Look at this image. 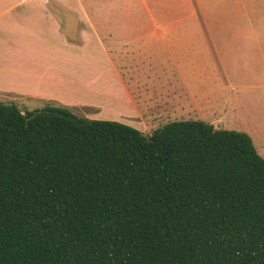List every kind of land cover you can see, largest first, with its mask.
Here are the masks:
<instances>
[{
  "label": "trees",
  "instance_id": "16d2710c",
  "mask_svg": "<svg viewBox=\"0 0 264 264\" xmlns=\"http://www.w3.org/2000/svg\"><path fill=\"white\" fill-rule=\"evenodd\" d=\"M0 264H264V159L199 120L0 101Z\"/></svg>",
  "mask_w": 264,
  "mask_h": 264
},
{
  "label": "crops",
  "instance_id": "0c3cea01",
  "mask_svg": "<svg viewBox=\"0 0 264 264\" xmlns=\"http://www.w3.org/2000/svg\"><path fill=\"white\" fill-rule=\"evenodd\" d=\"M235 1L0 0V97L56 102L146 134L179 106L163 75L187 51L192 67L216 59L227 78L264 66V28L244 29L248 10ZM54 5L75 24L65 28Z\"/></svg>",
  "mask_w": 264,
  "mask_h": 264
},
{
  "label": "rangeland",
  "instance_id": "374dc122",
  "mask_svg": "<svg viewBox=\"0 0 264 264\" xmlns=\"http://www.w3.org/2000/svg\"><path fill=\"white\" fill-rule=\"evenodd\" d=\"M85 1L89 3L100 0ZM226 3L231 5L236 1L226 0ZM242 3L248 10L247 18L240 19L243 28L260 32L264 28V0H243ZM52 8L65 28L75 24V19L64 8L55 5ZM258 39H261L259 34ZM190 52L183 54L185 61L179 59L180 64L168 66L163 75L172 83L169 89L176 94L179 104L176 112L164 117L157 125L148 126L147 129L153 130L145 135H151L171 122L200 120L212 125L214 129L246 133L258 154L264 158V66L259 63L255 69L251 67L240 73L227 72V78L216 59L211 61L205 57L200 64L196 63L192 67ZM160 88L153 87L154 90ZM0 101L15 102L22 113L45 106V102L13 100L6 96L0 97ZM72 113L84 117V111L72 110Z\"/></svg>",
  "mask_w": 264,
  "mask_h": 264
}]
</instances>
